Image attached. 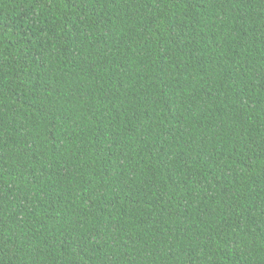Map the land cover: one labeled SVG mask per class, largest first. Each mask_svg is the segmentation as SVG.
<instances>
[{
    "label": "trees",
    "instance_id": "1",
    "mask_svg": "<svg viewBox=\"0 0 264 264\" xmlns=\"http://www.w3.org/2000/svg\"><path fill=\"white\" fill-rule=\"evenodd\" d=\"M0 264H264V0H0Z\"/></svg>",
    "mask_w": 264,
    "mask_h": 264
}]
</instances>
